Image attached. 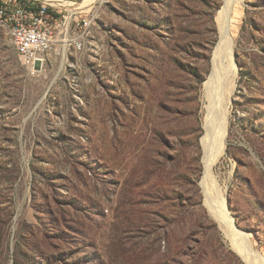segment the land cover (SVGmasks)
Here are the masks:
<instances>
[{
    "label": "rangeland",
    "instance_id": "1",
    "mask_svg": "<svg viewBox=\"0 0 264 264\" xmlns=\"http://www.w3.org/2000/svg\"><path fill=\"white\" fill-rule=\"evenodd\" d=\"M224 0H98L40 73L0 29V264H245L206 208L202 86ZM235 86L213 167L264 261V0H229ZM60 48V49H59Z\"/></svg>",
    "mask_w": 264,
    "mask_h": 264
},
{
    "label": "bare ground",
    "instance_id": "2",
    "mask_svg": "<svg viewBox=\"0 0 264 264\" xmlns=\"http://www.w3.org/2000/svg\"><path fill=\"white\" fill-rule=\"evenodd\" d=\"M54 5L71 10L86 11L98 0H44ZM216 15V23L221 41L214 47L211 58V70L202 86L204 99V114L202 118L203 135L200 138L202 149L201 163L203 177L200 182L205 205L210 217L215 220L230 242L232 249L245 264H264L253 250L246 235L235 229L232 220L227 216V204L224 195L215 192L213 167L225 151L227 133L228 107L235 86V64L232 58V31L236 29L238 15L229 21L231 8L229 0ZM8 34L12 46H18V35L15 29L2 28ZM21 64L22 58L18 57Z\"/></svg>",
    "mask_w": 264,
    "mask_h": 264
},
{
    "label": "built area",
    "instance_id": "3",
    "mask_svg": "<svg viewBox=\"0 0 264 264\" xmlns=\"http://www.w3.org/2000/svg\"><path fill=\"white\" fill-rule=\"evenodd\" d=\"M82 13L44 0H0L2 28L15 29L18 46L13 50L32 75L43 70L57 47L84 49L91 21Z\"/></svg>",
    "mask_w": 264,
    "mask_h": 264
},
{
    "label": "water",
    "instance_id": "4",
    "mask_svg": "<svg viewBox=\"0 0 264 264\" xmlns=\"http://www.w3.org/2000/svg\"><path fill=\"white\" fill-rule=\"evenodd\" d=\"M222 7H223V6H222ZM220 41H221V36L219 35V39H218L217 44H218ZM217 44H216L215 47H217ZM226 212H227V216L229 217V219L232 220L233 227H234L235 229H237L236 226L234 225V220H233L232 216L230 215V212H229L228 208H227ZM245 234H246V233H245Z\"/></svg>",
    "mask_w": 264,
    "mask_h": 264
},
{
    "label": "crops",
    "instance_id": "5",
    "mask_svg": "<svg viewBox=\"0 0 264 264\" xmlns=\"http://www.w3.org/2000/svg\"><path fill=\"white\" fill-rule=\"evenodd\" d=\"M85 44H86V43H85ZM84 47H85V46H84ZM59 49H60V48H59ZM61 50H62V49H61ZM72 50H74V49H72ZM74 51H75V50H74ZM75 52H76V51H75ZM76 53H77V52H76ZM51 55H52V54H51ZM51 57H52V56L49 57L48 61L50 60Z\"/></svg>",
    "mask_w": 264,
    "mask_h": 264
}]
</instances>
